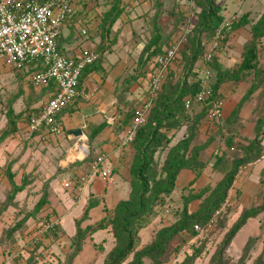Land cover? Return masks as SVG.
<instances>
[{"label":"rangeland","instance_id":"1","mask_svg":"<svg viewBox=\"0 0 264 264\" xmlns=\"http://www.w3.org/2000/svg\"><path fill=\"white\" fill-rule=\"evenodd\" d=\"M163 2L164 14L159 16L156 23L160 26L162 38L166 41L163 46L165 49L171 42L178 40L186 29H190L191 36L197 31L200 9L193 0H163ZM215 2L223 7L222 14L226 21L242 13H249L251 20L249 25L232 32L225 45L221 44V40L216 39L214 35L209 36L207 33L201 35L204 50L195 66L197 77L202 76L207 70H212L211 62L215 59L222 66L223 63H233L234 60L231 58L239 59L245 43L250 39L252 24L264 11V0H215ZM131 5V2L126 1L125 7H131ZM171 9L173 14H167ZM153 16L155 17V12ZM187 16L191 18L187 19ZM148 27V23L145 22L143 29L134 36L141 40L140 44L131 43L130 46L139 49L146 45L152 37V27ZM211 49H213V58L205 61L204 54ZM184 63L185 57L182 53L173 70L175 79L183 77ZM237 65L238 63L235 64ZM259 66L257 74L251 75L242 81L241 86H238L249 89L251 84L256 82L257 88L242 103L238 118L234 119L236 124L230 126L231 132L221 128L224 119L229 115L226 109L221 119L212 123H208L204 115L200 116L203 106L197 111L190 109L187 111L192 119L191 122L173 133L168 148L156 153V169L159 173L169 147L179 140L192 132H194V144L205 143L209 137H213L211 144L200 155L205 164L203 174L201 173L204 178L203 183L178 186L172 196L160 202L156 217L139 233L137 250L150 244L160 228L172 225L179 219L187 196L201 193L209 188L201 198L188 204L189 212H195L203 198L209 194L210 189L220 181L223 173L213 164L215 155L226 150L227 135L235 133L236 139L245 143L255 137V131H252L253 123L264 114V42L259 49ZM0 67V136L8 125V112L12 110L16 114L21 113L16 123L17 131L0 144V264H103L108 253L115 246L111 226L95 233L87 230L82 251L76 257L70 258L77 246L73 239L76 234L75 220L82 217L90 201L97 202V206L90 209L88 217L81 221L83 229L109 218L116 206L113 197L105 196L107 193L105 188L97 194L91 189L93 183L89 181L90 179L87 182L81 180L83 176L91 178L95 174L102 175V170L92 173L91 164L97 159V153L88 135L83 134L87 136L86 139L82 138V135L77 136L63 145V139L58 137L63 130L57 135L44 134L42 137H38V133H26L27 117L36 107L39 108L37 104L47 91L44 87L35 88L32 85L31 66H18L1 58ZM215 79L213 71L211 84L215 82ZM235 84L238 82L232 83V85ZM17 87H29L33 98L25 100ZM260 93L263 95L258 97ZM239 102L232 103L230 110L232 111ZM128 103L117 109L114 115L117 123L124 118L129 107ZM246 105L248 108L242 111ZM194 120L198 122L192 127ZM251 124L252 127L247 128V125ZM118 129L124 137L128 126H120ZM262 143L264 146V139ZM85 144L86 157L84 159L83 156L75 157L74 148L79 152L80 146ZM72 149L74 150L71 151ZM130 153H134L131 146ZM241 153V151H227L230 160ZM261 160L260 163L258 160L239 169L228 198L217 215V222L212 227L204 228L203 231L194 235L183 232L176 236L169 245L163 264H179L197 248L201 251L193 264H210L213 255L223 246L227 232L241 220L244 211L260 205L263 201L264 156ZM9 169L15 173L16 185H25L22 191H17L10 182L7 174ZM126 188H128L127 193L130 191V186ZM43 195H47V203L34 213L36 204ZM32 213L34 215L30 216L22 227L11 232L22 218ZM45 224L61 225L63 232L57 235L49 234L47 233L49 228H44ZM36 233L40 235L38 238ZM250 239H254L252 245H249ZM246 247L249 249L246 250ZM225 255L229 257V264H264V212L247 220L226 248ZM132 260L133 254L123 264H128ZM149 263L150 260L145 259L144 264Z\"/></svg>","mask_w":264,"mask_h":264},{"label":"trees","instance_id":"2","mask_svg":"<svg viewBox=\"0 0 264 264\" xmlns=\"http://www.w3.org/2000/svg\"><path fill=\"white\" fill-rule=\"evenodd\" d=\"M193 1L200 9L198 14L199 21L196 27L197 33L195 32L196 34L194 33L191 36L190 31L181 52L185 57L184 75L180 79H175L173 70L176 64L171 68L147 121L137 127L134 138L129 144L134 150L130 168L131 191L129 197L120 200L116 204L109 218L102 219L96 225L83 229L81 227V221L88 217L90 209L97 206V202L90 201L82 217L75 220L76 234L73 236V239L77 246L70 257L71 259L82 251L87 230L95 233L111 226L115 246L108 253L103 264H123L132 254L133 260L128 264H144L145 259L150 260L149 264H163L169 245L176 236L183 232H190L191 235L196 234L198 231L195 230V224L207 228L208 223L213 222L214 225L217 222V215L220 213L222 206L228 198L229 191L233 187L239 169L260 160L264 156V146L262 143L264 139L263 114L255 120V137L251 141L247 143L239 141L236 139L235 133L227 135L225 139L226 150L241 151L242 153L232 160L228 157L226 150L215 155L216 159L213 166L223 173V177L214 188L210 189L209 194L200 202L198 209L195 212H189L188 204L195 199L201 198L209 188L201 193L187 196L184 200L185 205L179 219L172 225L160 228L155 239L150 244L137 250L140 231L147 227L156 217L160 202L176 192L177 179L182 170L188 169L195 172L196 178L201 175L205 167L200 157L201 152L213 141V137H209L205 143L194 144V132H192L190 135L169 147L160 172L158 173L156 169V153L159 150L168 148L172 141L173 133L192 120L185 107V98L195 96L201 89L200 78L197 77L198 73L197 69H195L196 63L202 57L204 50L201 35L204 33H207L209 36L214 35L216 39L221 40V44L225 45L232 32L249 25L251 20L249 13H242L238 17L234 15V17L226 21L227 19L222 14L223 7L220 4H216L215 0ZM163 3V0H154L153 2L156 11L155 17L153 16L152 37L140 52L136 72L124 81L121 94H124L125 91L129 90L141 78L147 77L156 57L164 54L167 48L175 41L171 42L167 48H163L166 41L162 38L160 26L156 23V20L163 13ZM122 10L117 3L103 15V36L99 48L100 52H98L99 59L95 63L86 66L82 71L79 86L85 73L100 69L101 56L108 50L105 45V36L110 33L113 24L116 22ZM190 18V16H187V19ZM250 33V39L244 45L241 61L237 66L224 68L216 59L211 62L216 79L210 85V94L203 105L202 115H200H204L205 119L207 111L214 106L216 101L223 100L225 102L219 93L220 88L225 82L244 81L259 71V49L264 42V11L259 19L252 24ZM189 39L191 44L189 43ZM212 70L210 71L213 74ZM44 87L54 89L53 95H55L56 84L53 80H50ZM256 88V82H253L238 105L224 119L222 129L224 128V130L231 132L232 128L230 126L232 127V125L236 124V118H238L242 103L256 91ZM261 94L259 97L263 95ZM128 102H126L129 104L127 112L124 118L121 119L122 121H118L117 128L120 126H130L137 108L142 104V100L140 99H132ZM223 114L218 119H221ZM20 115L21 113L16 114L12 110L8 112V125L0 136V144L17 131L16 123ZM27 118H29V115ZM194 121L192 127L198 122V120ZM106 125V123L101 124L87 134L91 143ZM7 174L10 182L15 186L17 191H22L25 188L24 184L20 186L16 185L14 181L15 173L11 169L8 170ZM193 183L194 181H191V184ZM46 203L47 195H43L36 204L34 213L38 212ZM262 212H264V192L262 203L244 211L241 220L227 232L223 240V246L213 255L210 264H229V257L225 255L226 248L247 220L257 217ZM34 213L27 214L22 218L11 229V232L22 227ZM47 231V233H53L54 235L63 232L61 225L55 224L51 225ZM34 237L35 235L32 237L33 240L35 239ZM253 243L254 239H250L249 245ZM245 249L248 250L249 247ZM200 251L198 248L195 249L192 254L187 255L179 264H193L199 256Z\"/></svg>","mask_w":264,"mask_h":264},{"label":"crops","instance_id":"3","mask_svg":"<svg viewBox=\"0 0 264 264\" xmlns=\"http://www.w3.org/2000/svg\"><path fill=\"white\" fill-rule=\"evenodd\" d=\"M38 1L44 2L45 0ZM126 1L131 2V7H125ZM72 2L74 14L61 28L59 51L73 58H79L90 51L100 52L104 24L103 15L117 3L123 9L113 24L110 33L105 36V45L108 50L101 56L100 69L84 74L78 88L79 95L60 112L59 122L63 132L58 135L63 139L62 143L64 145L77 137L72 133V130L80 128L83 130V134H88L93 128L104 123L107 124L95 136L92 146L97 153V157L104 156L99 170H102V173L105 170H111V175L103 177V174L98 176L95 174L91 176L89 181L93 183L91 189L97 194L105 188V192H107L105 196L107 198L113 197L116 205L120 200L129 197L131 191L130 168L134 153H130L129 145H123V133L117 128V120L114 115L119 107L126 105V102L132 99L142 100L144 98L148 87V77L137 81L129 90L125 91V95L121 94V91H123L124 81L136 72L137 61L144 47L141 46L136 49L130 45L131 43H134V45L140 44L141 40L134 38V36L143 29L145 22L148 23V28L152 27L153 14L156 9L153 0H72ZM167 14H173V9L169 10ZM83 29H86V33L82 32ZM231 59L234 60L233 63H223L221 59L220 62L223 63L224 68H230L241 61V57ZM28 66L32 67V75L39 69V67L32 64ZM201 66L203 67L202 64ZM234 82H225L219 90L225 100V109L228 114L231 112L232 103L239 102L248 89V87H238L241 86L242 81L232 85ZM17 88L18 91H21L25 100L33 98L29 87ZM44 89L47 92L38 104L36 103L39 107L44 105L54 92V89L49 87H44ZM200 108L201 106L194 105L192 110L197 111ZM246 108H248L247 105L242 111ZM249 126L252 127V124L247 125V128ZM254 128L255 123H253L252 131H254ZM25 132H28L27 123ZM38 134V137L44 135L42 133ZM78 139L80 140V138ZM260 162H262L261 159ZM202 174L196 178L195 172L188 169L182 170L177 179V188L178 186H186L193 180L194 184L203 183ZM126 186H130V191L127 193L126 189L128 190V188Z\"/></svg>","mask_w":264,"mask_h":264},{"label":"built area","instance_id":"4","mask_svg":"<svg viewBox=\"0 0 264 264\" xmlns=\"http://www.w3.org/2000/svg\"><path fill=\"white\" fill-rule=\"evenodd\" d=\"M74 14L72 0H0V59L23 66L39 67L31 77L35 87H44L50 80L56 84V93L44 105L29 114L27 131L29 134L42 133L57 135L61 131L60 112L71 104L79 95L78 86L82 71L86 66L98 61L99 53L90 51L79 58H73L59 51L61 28ZM86 33V29L82 30ZM190 29H186L178 40H175L166 52L156 57L147 75L148 87L142 104L137 108L135 117L122 137L123 145H129L134 138L137 127L147 121L152 107L171 68L179 62ZM213 49L204 54V60L210 61ZM213 74L207 70L200 76V91L193 97L185 98L187 110L194 105L203 106L210 94ZM225 102L218 100L206 114L208 123L218 119L224 112ZM87 154V153H86ZM86 154L82 157H86ZM104 156L101 155L91 164L92 173L99 170ZM68 160V159H67ZM69 161V160H68ZM103 177H109L111 170L103 171ZM88 176L81 180L87 182ZM213 222L207 224L211 227ZM51 225L45 224L47 229ZM195 230H204L195 224ZM41 232V231H40ZM39 233H36L38 238Z\"/></svg>","mask_w":264,"mask_h":264},{"label":"bare ground","instance_id":"5","mask_svg":"<svg viewBox=\"0 0 264 264\" xmlns=\"http://www.w3.org/2000/svg\"><path fill=\"white\" fill-rule=\"evenodd\" d=\"M82 138L86 139L87 136L86 135H82L81 136ZM76 150V153L74 154V156H79V157H82L84 156L86 153H87V150H86V144L85 145H81L80 148H79V152L77 151L76 148H74ZM74 149H72L71 151H73Z\"/></svg>","mask_w":264,"mask_h":264},{"label":"water","instance_id":"6","mask_svg":"<svg viewBox=\"0 0 264 264\" xmlns=\"http://www.w3.org/2000/svg\"><path fill=\"white\" fill-rule=\"evenodd\" d=\"M72 133L76 136H81L83 134V130L82 129H75V130H72Z\"/></svg>","mask_w":264,"mask_h":264}]
</instances>
